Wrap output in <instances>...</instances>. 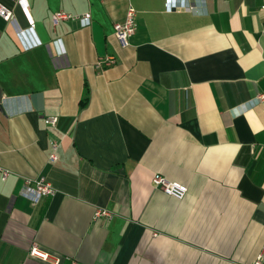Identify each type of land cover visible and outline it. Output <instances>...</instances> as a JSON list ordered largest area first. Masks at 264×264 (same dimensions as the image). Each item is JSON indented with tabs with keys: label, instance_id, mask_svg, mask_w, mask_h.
Listing matches in <instances>:
<instances>
[{
	"label": "crops",
	"instance_id": "0c3cea01",
	"mask_svg": "<svg viewBox=\"0 0 264 264\" xmlns=\"http://www.w3.org/2000/svg\"><path fill=\"white\" fill-rule=\"evenodd\" d=\"M27 1L0 0L12 11L0 16V264L264 254V100L252 101L264 93V0ZM129 6L122 47L113 24ZM59 9L90 22L53 24ZM31 23L40 44L25 48L16 30ZM107 55L115 62L99 65ZM156 172L184 196L155 188ZM40 174L55 193L32 205L23 181Z\"/></svg>",
	"mask_w": 264,
	"mask_h": 264
},
{
	"label": "built area",
	"instance_id": "2783aa9c",
	"mask_svg": "<svg viewBox=\"0 0 264 264\" xmlns=\"http://www.w3.org/2000/svg\"><path fill=\"white\" fill-rule=\"evenodd\" d=\"M18 2L24 9L28 7L27 0H15ZM176 0H165V7L167 10H172L177 8L178 6L175 3ZM186 1V0H184ZM186 7H189L188 4ZM261 9L264 10V2L261 4ZM135 15L136 10L129 6L126 10L125 17L122 21L114 22L113 29L115 37L118 40L120 46L124 47L128 44L129 36L135 30ZM0 16L4 19L8 20L12 18V11L6 7L4 4L0 2ZM65 19H77L79 20L80 25H86L90 22V14L89 12H85L83 14H72L70 12H66L63 10H54L50 15V20L53 24L58 23L60 20ZM33 25L32 23L24 29L16 30L17 36L20 38L22 42H24L25 48H30L40 44V40L37 36L33 34ZM29 36L31 39H29ZM27 38V41H25ZM58 41V40H55ZM115 60L113 56L107 55L99 58L98 64H112ZM260 100H264V93H260L254 98H252L253 103H256ZM43 121L48 125H55L57 123L56 116H44ZM53 147L55 144L53 143ZM55 155L52 153L51 158H54ZM8 174V170L6 168H1V178H5ZM151 183L155 188L161 189L163 192L172 195L176 198H182L187 190V187L174 180H170L166 178L164 175L156 172L151 177ZM55 193V189L51 182L45 177V175L40 174L32 179H25L23 181V194L29 199L32 205L36 204L43 196L53 195ZM111 212L105 208H96L94 211V217H111ZM29 253L31 255L39 256L42 259H49L54 263H58L59 258L56 256H50L48 253L41 251L35 243H32L29 248ZM264 261V254L259 253L255 259L250 264H262ZM71 264H80L77 261H72Z\"/></svg>",
	"mask_w": 264,
	"mask_h": 264
}]
</instances>
